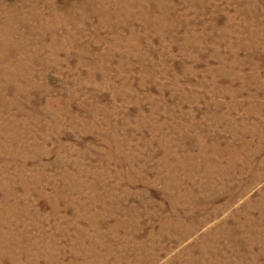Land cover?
Here are the masks:
<instances>
[{"label":"rangeland","instance_id":"obj_1","mask_svg":"<svg viewBox=\"0 0 264 264\" xmlns=\"http://www.w3.org/2000/svg\"><path fill=\"white\" fill-rule=\"evenodd\" d=\"M24 1L0 264H264V0Z\"/></svg>","mask_w":264,"mask_h":264},{"label":"bare ground","instance_id":"obj_2","mask_svg":"<svg viewBox=\"0 0 264 264\" xmlns=\"http://www.w3.org/2000/svg\"><path fill=\"white\" fill-rule=\"evenodd\" d=\"M11 1V0H10ZM69 2V1H68ZM3 7L1 8L2 10L1 13L5 14L6 17L8 18L7 20L8 21H15L17 22V19L19 18V14L20 16L23 18V12L26 14V15H30V13L25 9V6H27V2L26 1H20V3H18L17 5L11 7V8H7L5 7L4 5H2ZM81 6V5H80ZM174 13V12H173ZM59 18V17H58ZM4 25H6L4 23ZM102 25V24H101ZM13 27V26H12ZM74 35V34H73ZM3 36V35H2ZM1 36V33H0V40H3ZM4 37V36H3ZM6 40V39H4ZM40 91V90H39ZM45 100V99H44ZM219 155V154H218ZM245 171V170H244ZM189 178V177H188ZM11 181V180H10ZM74 196V195H73ZM213 205V204H212ZM239 212V211H238ZM252 212V211H251ZM236 213V212H235ZM222 215V214H221ZM36 216V215H35ZM166 217V216H165ZM102 224V223H101ZM190 225V224H189ZM75 237V236H74ZM173 241V240H172ZM45 243V242H44ZM241 244V243H240ZM257 246V245H256ZM242 248V247H241ZM133 249V248H132ZM238 249V248H237ZM218 254V253H217ZM236 257V256H235ZM130 258V257H129ZM156 260V259H154ZM140 261V260H139ZM159 262V261H158ZM156 264V263H155ZM180 264V263H178Z\"/></svg>","mask_w":264,"mask_h":264}]
</instances>
